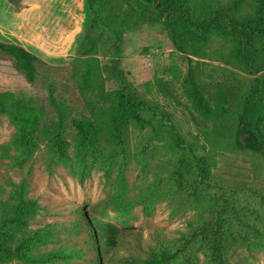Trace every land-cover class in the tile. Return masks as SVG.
I'll return each mask as SVG.
<instances>
[{
    "label": "rangeland",
    "instance_id": "rangeland-1",
    "mask_svg": "<svg viewBox=\"0 0 264 264\" xmlns=\"http://www.w3.org/2000/svg\"><path fill=\"white\" fill-rule=\"evenodd\" d=\"M250 12L245 6L240 14ZM91 18L87 0H22L19 7L0 0V40L21 43L41 57L31 76L22 63L0 49V92L15 98L17 111L36 141L24 157L16 142L19 125L0 111V224L7 217L6 204L24 190L37 202L26 231L46 232L51 239L37 248L47 254L41 261L14 256L0 264H117L121 257L145 258L213 224L216 211L223 208L237 236L227 246L228 264H264V153L233 149L242 100L255 77L264 80V70L249 73L234 56L233 43L215 33L204 47L206 54L184 35L178 38L185 44L180 50L174 35L183 26L173 33L161 19L123 32L118 52L106 29H98L94 44L86 41L77 52ZM93 58L98 59L110 91L120 89L112 72L119 62L140 99L151 106L152 124L139 129L130 122L124 129L127 153L109 168L91 154L82 177L77 166L74 172L58 161L48 143L60 134L76 165L81 135L75 121L90 120L79 80ZM191 74L212 91L220 82L227 88L231 102L223 112L228 127L221 147L207 144L201 132L204 119L189 96ZM160 79L172 89L173 97L158 85ZM155 127L162 130V139L155 136ZM102 142L109 150L113 147L103 138ZM200 156H211L206 179L198 176V168L194 178L182 176L181 171ZM95 216L129 233L109 248L108 258L89 232ZM14 237L20 243L19 235ZM199 246L191 254L196 259L183 257L175 263L173 258L164 264H205L208 250Z\"/></svg>",
    "mask_w": 264,
    "mask_h": 264
},
{
    "label": "trees",
    "instance_id": "trees-1",
    "mask_svg": "<svg viewBox=\"0 0 264 264\" xmlns=\"http://www.w3.org/2000/svg\"><path fill=\"white\" fill-rule=\"evenodd\" d=\"M8 1L19 7L22 0ZM87 3L92 11V18L77 52L82 50L86 41L94 44L93 38L98 29H106L112 33L118 52L123 32L148 20L161 19L172 28L173 33L178 31L177 27L183 26L184 30L174 35L175 45L180 50H185V44L178 41V38L184 35L202 50V54H206L204 47L215 33L233 43L234 56L246 65L249 73L257 74L264 70V0H87ZM245 6H249L251 12L242 16L240 11ZM0 49L22 63L31 76L34 75L36 62L41 61L38 54L21 43L1 40ZM91 60L93 62H87L86 71L79 80L90 120L75 121L81 135L76 165L73 156L68 153V142L60 134L51 138L48 143L49 150L55 153L56 159L70 166L74 172L77 171V166L82 177L91 154L95 161L105 162L109 168L121 154L127 153L128 143L124 129L130 122L139 129L152 124L148 117L151 106L140 99L119 62L115 63L112 72L120 83V89L110 91L106 89V77L99 69L98 59ZM190 76L192 89L189 96L192 106L205 123L201 132L207 144L221 147L224 145L223 137L226 136L228 127L223 120V112L225 105L231 102L225 93L227 88L222 87L220 82L217 83L219 87L212 91L204 83L197 82L194 75ZM158 85L169 97H173V91L165 81L158 80ZM0 111L8 113L19 125L16 142L21 154L26 157L35 147L36 141L17 111L15 98L9 97L6 92H0ZM263 113L264 80L257 76L252 89L244 95L234 125L235 151L264 153ZM155 136L163 138L160 127H155ZM102 138L107 145L113 146L110 150L104 145ZM146 145L144 144V148ZM209 158L211 156L197 157L194 165H188L181 171L182 176H193L195 168H198V176L206 179L209 173ZM6 206L7 217L0 224V263L14 256L27 262L43 260L47 254L38 253L37 248L41 242L51 240L48 233L31 234L25 228L29 217L36 212L37 202L28 198L24 190H20L16 198ZM228 222L225 208L218 209L212 220L213 224L208 223L200 230L195 229L191 234L183 235L181 240H174L171 244L153 250L145 258L121 257L117 264H164L173 258L175 263L183 257L187 260L196 259L197 257H191V254H194L198 243L199 248L208 250L205 264H228V243L237 238L231 232ZM9 223L13 225L12 228L8 227ZM88 227L101 253L107 258L109 248L117 245L118 238L129 234L116 223L97 216L93 217V225L88 224ZM16 234L19 235L20 243H16Z\"/></svg>",
    "mask_w": 264,
    "mask_h": 264
}]
</instances>
